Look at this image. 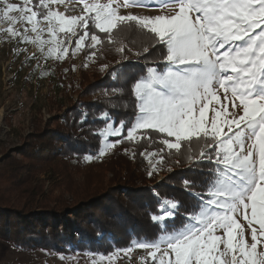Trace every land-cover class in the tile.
I'll use <instances>...</instances> for the list:
<instances>
[{"label":"snow or ice","instance_id":"6c2138e0","mask_svg":"<svg viewBox=\"0 0 264 264\" xmlns=\"http://www.w3.org/2000/svg\"><path fill=\"white\" fill-rule=\"evenodd\" d=\"M60 3L63 0H35V4L0 0V19L9 24L0 32L37 45L41 53L48 46L47 58H66L76 38L73 55L88 41L91 60L97 46L118 43L119 37L131 32L151 34L152 46L163 48L160 70L148 67L133 84L137 103L133 120L127 126L125 121L115 122L118 127H113L104 113L101 135L120 139L106 141L98 155L125 140L154 143L147 131L152 130L161 134L163 147L147 156L150 163L159 156L149 176L158 171L156 164L163 163L166 153L182 155L193 164L190 171L204 177L199 185L183 181V190L196 203L180 225L169 226L168 221L181 215L182 205L162 200L160 214L151 216L158 228L156 237L133 240L117 252L151 249L149 264H264V0H79L78 16L53 10L51 6ZM129 7L175 11L156 16L121 14ZM21 22L30 27L17 30L15 25ZM90 23L105 34L103 39L95 31L89 34ZM116 51L123 53L125 46ZM148 51L143 47L136 54ZM221 89L232 111L221 103ZM201 164L211 167L205 170ZM197 186L203 191L191 190Z\"/></svg>","mask_w":264,"mask_h":264},{"label":"trees","instance_id":"16d2710c","mask_svg":"<svg viewBox=\"0 0 264 264\" xmlns=\"http://www.w3.org/2000/svg\"><path fill=\"white\" fill-rule=\"evenodd\" d=\"M93 31L102 39L105 36L90 23L89 34ZM113 37L116 39L115 32ZM118 39V43L105 41L97 46L94 68L82 67L79 84L64 86L75 92L76 98L71 95L67 103L52 101L49 110L56 113L47 120L35 118L33 131L23 137L18 150L21 157L0 159V168L6 171L3 177L8 175L13 185H33L21 189L16 197L9 194L11 185H0V237L24 250L108 255L129 247L133 240L156 237L158 228L151 216L160 214V201L174 200L182 205L181 215L169 220V226L180 225L196 203L183 190V181L194 180L199 185L204 177L190 171L193 164L182 155L165 153L163 163L156 164L158 171L149 176L159 156L152 157L151 163L147 156L163 147L159 133L147 130L154 143L125 140L106 155H98L108 138L120 139L101 135L105 130L104 113L113 127H118V121H125L127 126L137 113L133 84L148 67L160 70L161 66L163 48L152 46L151 34L131 32ZM88 43L86 50L91 52ZM121 43L127 44L123 53L116 51ZM143 47H148V53L137 55ZM63 62L58 61L57 66ZM64 69L60 77L65 80ZM68 70L73 71V66ZM89 155L93 156L91 161L86 159ZM208 167L211 165L201 164L205 170ZM40 174L50 181V190L36 186ZM55 189L59 191L55 193ZM65 190L73 200L64 196ZM191 190L200 192L203 188ZM149 261L146 257L140 264Z\"/></svg>","mask_w":264,"mask_h":264},{"label":"rangeland","instance_id":"374dc122","mask_svg":"<svg viewBox=\"0 0 264 264\" xmlns=\"http://www.w3.org/2000/svg\"><path fill=\"white\" fill-rule=\"evenodd\" d=\"M9 2L22 4V0H9ZM33 3L35 4V0ZM51 7L53 10H58L68 16L82 14V5L79 0H63V3ZM120 11L121 14L133 13L141 16H156L172 14L175 9L129 7L122 8ZM13 15L19 14L13 13ZM8 26L7 21L0 19V28H7ZM41 26L46 27V24L42 23ZM15 27L23 32L24 28L30 27V25L21 22L17 23ZM29 35L34 36L32 33ZM44 38H48L46 32ZM75 39L73 38L72 43ZM87 42L85 41L83 50L75 55H73L72 48L74 46H72L66 58L58 59L56 56L47 58L45 53L48 46H45V53H41L37 45L22 43L19 37L13 38L6 32H0V159H7L10 156L17 157V159L21 157L18 150L22 145L23 137L33 131L35 118L47 120L56 113V111L49 110L52 101L61 100L67 103L71 95L76 98L77 94L73 91H67L64 86L67 87L69 83L79 84V81L83 79L82 67H88L89 70L94 68L96 56L91 60L88 58L90 52L86 50ZM121 44L127 46L126 43ZM33 54L36 58H31ZM62 60L65 61L63 65L57 66V62ZM69 66H73V71L68 70ZM62 68H65V80L60 77ZM218 94L221 103H227L228 110L232 111L231 102L224 100L222 89ZM211 115L210 111L209 116ZM106 141L111 140L108 138ZM5 172L4 168H0V185H11L9 194L12 197H16L21 189L27 186L32 188V184L19 185V187L13 185V180L8 175L3 177ZM3 180L6 182H2ZM38 181L42 183H36L37 187L44 186L45 190L52 188L45 174H40ZM58 191V189L54 190L55 193ZM64 193L68 200H73L69 191L65 190ZM22 203L23 201L19 202L20 205ZM239 219L241 224L245 226V235L251 243L247 221L242 216ZM221 247L223 248V246ZM149 251L151 249L134 248L130 253L116 251L108 255L91 251L65 254L53 249L24 250L13 241L0 237V264H140L142 260L148 257Z\"/></svg>","mask_w":264,"mask_h":264}]
</instances>
